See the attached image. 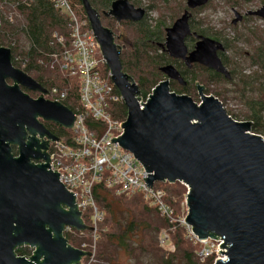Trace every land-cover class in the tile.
<instances>
[{"label": "water", "instance_id": "obj_1", "mask_svg": "<svg viewBox=\"0 0 264 264\" xmlns=\"http://www.w3.org/2000/svg\"><path fill=\"white\" fill-rule=\"evenodd\" d=\"M81 2L127 108L125 134L111 144L119 143L145 167L149 189L154 183L176 182L191 188L187 224L200 240L224 238L221 249L228 253L218 254L228 256V261L217 264H264V138L252 133V123L230 118L215 97L201 93L198 105L171 92L170 81L185 84L172 65L160 69L167 80L142 110L139 89L123 72L113 34L89 1ZM208 3L187 0L188 10L166 30L164 51L188 68L198 64L229 80L231 74L219 58L225 51L222 43L199 37L191 53L185 44L191 35L189 10ZM144 15L129 0L116 1L106 14L119 23H137ZM247 16L264 21V7ZM242 20L235 12L233 25ZM23 90L40 97L32 99ZM48 95L14 67L10 49L0 48V264H81L92 256L70 246L63 236L65 227L79 232L94 229L83 223L76 197L60 183V175L51 172L49 142L59 140L40 120L71 130L77 118L63 104L47 100ZM13 147L18 148V157ZM22 248L35 249L29 261L17 255Z\"/></svg>", "mask_w": 264, "mask_h": 264}, {"label": "trees", "instance_id": "obj_2", "mask_svg": "<svg viewBox=\"0 0 264 264\" xmlns=\"http://www.w3.org/2000/svg\"><path fill=\"white\" fill-rule=\"evenodd\" d=\"M2 0H0L1 3ZM92 9L98 13L108 11L113 2L117 0H88ZM147 10L158 11L161 20L152 29L149 23L123 24L132 41L134 52H126L121 56L123 72L129 75L140 91V96L146 99L162 81L163 74L160 69L166 65L175 64L183 71L181 64L173 62L167 55L161 54V45L165 42V29L169 22H174L183 13L185 7L175 15L174 9L167 7L170 0H151ZM166 5L165 13L156 2ZM254 0H243L247 5ZM264 5V0H260ZM137 4L138 0H129ZM77 12L85 19L86 15L81 0H75ZM239 6V2H234ZM139 5V3H138ZM202 9V8H200ZM171 14H168V11ZM18 11L24 18V23L10 24L4 22L0 27V48H8L12 51L13 65L22 70L43 88L50 90L53 87L68 90V99L63 103L71 111H76L79 106V86L76 80L62 77L57 72L47 75L44 66L39 64L45 60V54L54 49L52 40L55 33L62 35L70 45V24L66 15L56 10L50 0H30L28 5H22ZM202 10H199L201 12ZM0 19H2L0 11ZM253 18H249L248 22ZM247 22V23H248ZM203 23L194 22L192 29L205 37L216 39L224 44L225 51L221 54L224 65L231 72V80L208 71H200L199 75L192 78V84H202L207 87L206 95L217 98L221 103L237 101L241 110L239 112H227L237 122L252 123V133L264 138V32L259 29H245L244 32H236L233 41L224 36L214 34L210 30L202 29ZM213 34L215 36H213ZM217 36V37H216ZM242 43L241 49L236 44ZM23 44L25 46H23ZM192 47V44L189 45ZM21 56L27 60L23 69L15 63L14 57ZM104 70L108 73L107 65ZM208 73V74H207ZM191 75L183 74L187 78ZM214 86V90L211 87ZM196 89V88H195ZM116 92L118 90L116 89ZM171 92L179 96H197L188 88L183 89L177 84L171 85ZM113 117L116 120L127 119V108L124 103L113 107ZM94 126V124H91ZM57 137L68 133L60 127H48ZM15 157L17 152H14ZM167 198L168 204L177 215L182 214L181 205L185 200L187 189L179 182L174 184H158ZM94 197L98 209L104 214V220L100 224L101 238L96 264H119V257L124 253L137 258L139 264H149L155 256L156 264H214L215 258L202 262L198 256L201 246L190 242L183 228L173 229L167 220L163 219L156 209L151 207L140 196H117L113 191L107 190L103 185H97L94 189ZM90 212L85 216V224L90 226ZM163 232H167L171 239L173 252H167L159 248V238ZM90 237L89 233H86ZM66 237L68 244L79 249L83 244H88L89 239ZM157 243L155 244V239ZM140 241V244L138 242ZM92 243V242H91ZM90 243V244H91ZM155 248L156 250H153ZM162 253H161V251ZM144 254H141L140 252ZM19 257L31 255L28 248L17 250ZM140 256V258H139Z\"/></svg>", "mask_w": 264, "mask_h": 264}, {"label": "built area", "instance_id": "obj_3", "mask_svg": "<svg viewBox=\"0 0 264 264\" xmlns=\"http://www.w3.org/2000/svg\"><path fill=\"white\" fill-rule=\"evenodd\" d=\"M29 1L2 0L0 27L4 22L24 23L18 8L28 5ZM50 2L69 20L70 45L67 46V40L62 35L55 33L52 40L54 49L47 52L44 55L46 59L39 64L44 66L48 73L57 72L64 78L76 80L79 86V106L76 111H72L77 118L74 127L71 130L62 128L68 133L58 137V142L51 143L49 165L52 173L60 175L59 181L66 190L75 195L76 206L82 213L84 224V218L90 212L91 225L87 226L93 228V231L79 232L70 227H65L63 231L65 238L82 239L87 237L86 233L92 237L91 244H83L78 249L92 255L90 258H84L81 264L97 263V243L101 238L98 228L104 220V214L98 209L93 193L97 185H103L117 196L142 197L173 226V229L183 228L187 239L201 246L198 256L202 262L211 258H215L214 264L220 261L227 262L228 256L218 254L228 253L227 249H221L225 244L223 237L200 240L194 234L193 228L187 224L189 213L187 197L191 188L180 182L187 189V194L181 205L182 214L178 216L168 204L166 194L159 188V183H154L151 189L147 187L145 180H148L150 173L146 172L145 167L135 156L125 151L119 143L111 144L112 139H120L125 134V128L122 126L126 120H116L113 117V107L124 103L123 98L116 92L111 72L107 73L104 70L106 62L99 44L89 22L77 12L75 0ZM14 61L23 69L27 65V60L21 56L14 57ZM155 89L146 99L138 97L141 99L138 103L142 110L144 109L142 105L148 104ZM48 92L46 98L52 102L63 104L69 97L68 90L59 87H53ZM168 242L169 234L163 232L161 245L164 247ZM230 247L229 244L225 245V248ZM28 249L31 255L22 258L29 261V258L34 256L35 249Z\"/></svg>", "mask_w": 264, "mask_h": 264}, {"label": "rangeland", "instance_id": "obj_4", "mask_svg": "<svg viewBox=\"0 0 264 264\" xmlns=\"http://www.w3.org/2000/svg\"><path fill=\"white\" fill-rule=\"evenodd\" d=\"M234 2H239L240 5L237 6L234 4ZM138 3H140V8L143 9L144 7H147L148 5L152 4L151 0H138ZM159 7L162 8L163 12L165 13V7L166 5L160 1L156 2ZM183 6L186 8V0H170L169 5L167 7H171V9H174L175 15L178 13L179 10L183 9ZM264 7V5L261 3L260 0H254L253 2L245 5L243 4V0H209V3L207 6L203 7L201 12L194 14V20L198 23L202 24V29L204 30H210L214 34H218L220 36H224L226 39H230L233 41L236 37V32H244L246 29H259L260 31L264 32V21L253 18L248 23H239L236 26L233 25V20L235 19V12L239 13L241 16H243L248 11H257L258 9ZM168 14H171V11H168ZM182 15V14H181ZM179 18V17H178ZM178 18L174 19V22H169V18H167V24L170 28ZM19 19V18H18ZM161 20V14L158 11L152 10L148 11V21L150 25L152 26V29H154L157 26V23ZM20 20V19H19ZM213 34V36H215ZM217 37V36H216ZM239 48L247 49L244 44L238 43L236 44ZM23 46H25L23 44ZM49 73L47 72V75ZM63 77V76H62ZM211 90H214V87L211 88ZM208 96V95H205ZM213 97V96H209ZM191 99L198 105H200L201 100L200 96L191 97ZM223 103V102H222ZM223 107L225 108L226 112H239L241 110V107L239 106V103L237 101H227L226 103H223ZM244 122V121H243ZM98 231H100V226L98 228ZM163 234V233H162ZM159 240V248L163 250H166L167 252H173L174 248L171 245V239L169 237V242L163 247L161 245V237ZM170 236V235H169ZM87 239L90 240L88 244L92 242V237H87ZM100 241V239H99ZM97 243V253L99 251V242ZM157 243V238L155 239V244ZM140 244V241L138 242ZM153 250H156L153 248ZM161 251V250H160ZM140 252V251H139ZM141 254H144L143 252H140ZM162 253V251H161ZM140 258V256H139ZM155 256L152 257V261L149 264H156ZM137 258L130 257L124 253L120 254L119 257V264H139V262H136ZM147 264V263H145Z\"/></svg>", "mask_w": 264, "mask_h": 264}, {"label": "flooded vegetation", "instance_id": "obj_5", "mask_svg": "<svg viewBox=\"0 0 264 264\" xmlns=\"http://www.w3.org/2000/svg\"><path fill=\"white\" fill-rule=\"evenodd\" d=\"M118 1V0H117ZM116 2V1H115ZM115 2H113V3H115ZM112 3V4H113ZM131 3V2H130ZM132 4V3H131ZM136 9H141L140 7V3H139V5H138V2H137V4H132ZM111 8H112V5H111V7H110V9L108 10V11H104V12H102V13H98L99 14V16H100V20H101V23H102V25H103V27L105 28V29H107V30H109L112 34H113V38H114V44L116 45V47H117V49H118V51L120 52V60H121V56L124 54V53H126V52H134L135 51V49H134V47H133V44H132V41H131V39H130V36H129V34L127 33V31L126 30H124L123 29V24H145V23H149V21H148V11L149 10H147L148 8H149V5L147 6V7H144L143 8V10L145 11V15H144V18H143V20L142 21H140V22H137V23H134V22H128V21H126V22H117V20L115 19V18H113L112 16H110V17H107L106 16V14H108L109 12H110V10H111ZM203 8V7H202ZM188 9H187V0H186V8L184 9V11H183V13H182V15L178 18V19H180L182 16H183V14L187 11ZM200 9H196V10H189V14L191 15V17H190V19H189V26H190V30H191V35L189 36V37H187L186 38V40H185V44H186V46H187V48H188V52L189 53H191V52H193L194 51V49H195V47H196V45H197V43L200 41V39H199V37H203V38H209V39H211V40H215V41H217V42H220V41H218V40H216V39H213V38H210V37H205V36H203V35H201V34H198L197 32H195L193 29H192V25H193V23L195 22V20H194V14H196V13H198V11H199ZM249 12V11H248ZM248 12H246L242 17H243V20H242V22L241 23H247L248 22V20H249V18H255V17H250V16H247V13ZM177 19V20H178ZM234 21V20H233ZM175 24V23H174ZM173 24V25H174ZM149 25H150V23H149ZM172 25V26H173ZM171 26V27H172ZM150 27H151V25H150ZM170 27V28H171ZM152 28V27H151ZM169 28V27H168ZM168 28H166L165 29V35H166V30L168 29ZM165 43H166V36H165V42H164V44L163 45H161V54L162 55H167L168 57H169V55L164 51V45H165ZM220 43H222V42H220ZM192 44V47H190L189 45H191ZM223 44V43H222ZM223 46H224V44H223ZM221 54H223V52H219V58H220V60L222 61V63H223V59H222V57H221ZM170 58V57H169ZM170 60H172L173 62H177V63H179V64H181L182 65V67H183V71H181V70H179L177 67H176V65L175 64H170V65H172V66H174L175 68H176V70L180 73V75L183 77V79H184V81H185V84L184 85H180L178 82H175V81H170V90H171V85L172 84H177L179 87H181V88H183V89H186V88H188L189 89V91L190 92H193V94H197V96H200L201 97V93H203L204 95H206V89H207V87L205 86V85H202V84H197V83H195L194 85L192 84V78H194L195 76H198L199 75V70L200 71H208V73L209 72H211V73H216V74H218V75H221V74H219V73H217V72H215V71H212V70H209V69H207V68H205V67H203V66H201V65H198V64H193L190 68H188L187 67V65L182 61V60H174V59H172V58H170ZM122 64V63H121ZM223 65H224V63H223ZM167 66V65H166ZM123 67V66H122ZM165 67V66H164ZM224 67L227 69V71L231 74V72H230V70L224 65ZM192 71H195V73L196 74H193L192 76H191V78H187V77H185V76H183V74H186V75H191L192 74ZM207 73V74H208ZM127 75V74H126ZM129 76V75H128ZM221 76H223L224 78H225V76L224 75H221ZM130 77V76H129ZM163 81L162 82H164L165 80H167L166 79V77L163 75ZM130 79L132 80V78L130 77ZM226 79V78H225ZM226 80H228V79H226ZM231 79H229L228 81H230ZM132 82H133V80H132ZM161 82V83H162ZM160 83V84H161ZM11 84V83H10ZM135 84V83H134ZM159 84V85H160ZM214 86H212L211 88H213ZM196 88V89H195ZM23 91H25V93H27L32 99H38L39 97H40V95L39 94H36V93H31V92H27L26 90H23ZM140 92V91H139ZM185 96H187V95H185ZM187 97H196V96H187ZM48 100V99H47ZM40 122L46 127V129L47 130H49V128L48 127H57L58 128V126H56V125H54V124H52V123H48V122H43L42 120H40ZM49 132L51 133V134H53L54 136H56L51 130H49ZM57 137V136H56ZM42 142H43V140H42ZM51 143L52 142H49V149H48V154H49V152H50V149H51ZM12 152H13V155H14V152H17V156L16 157H18V148H16V147H13L12 148ZM15 156V155H14Z\"/></svg>", "mask_w": 264, "mask_h": 264}]
</instances>
